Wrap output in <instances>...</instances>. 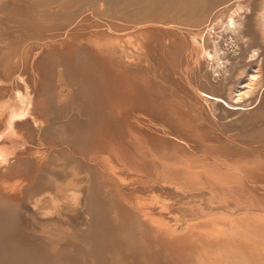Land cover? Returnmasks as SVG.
Segmentation results:
<instances>
[{
    "label": "bare ground",
    "instance_id": "obj_1",
    "mask_svg": "<svg viewBox=\"0 0 264 264\" xmlns=\"http://www.w3.org/2000/svg\"><path fill=\"white\" fill-rule=\"evenodd\" d=\"M259 4L0 0V264H264Z\"/></svg>",
    "mask_w": 264,
    "mask_h": 264
},
{
    "label": "rangeland",
    "instance_id": "obj_2",
    "mask_svg": "<svg viewBox=\"0 0 264 264\" xmlns=\"http://www.w3.org/2000/svg\"><path fill=\"white\" fill-rule=\"evenodd\" d=\"M242 1H244V4H246L247 5V8H248V10L250 9V11L251 10H253V9H255L256 11H258V10H260V7H259V3H260V0H242ZM247 2V3H246ZM252 2V3H251ZM225 30V28L224 27H222L221 28V33ZM222 36V35H221ZM221 36L218 38V40H220V38H221ZM214 56L215 57H213V62H216V65L218 66H221V65H223L224 64V62L226 61V59H227V56H228V54H227V47L226 46H224V45H222V44H219V41L216 43V46H215V51H214ZM186 63V62H185ZM187 64V63H186ZM181 67V66H180ZM188 68L190 69L191 67H189L188 66ZM188 69V70H189ZM193 72L190 70V72H189V75H190V77H192V79H194L193 78V74H192ZM182 82H184V81H182ZM203 83H205V82H203ZM204 86V88L205 89H207L208 91L209 90H211V88H210V85L209 84H207L206 85V83H205V85H203ZM186 87V86H185ZM179 89H181V90H183V88H179ZM185 91L186 90H183V92L182 91H179L178 92V95H179V97H181L182 99H184V97H186V95H185ZM184 93V94H183ZM202 104H203V102H202ZM180 212V213H179ZM182 213L183 212H181V211H178V214H180V215H182Z\"/></svg>",
    "mask_w": 264,
    "mask_h": 264
}]
</instances>
